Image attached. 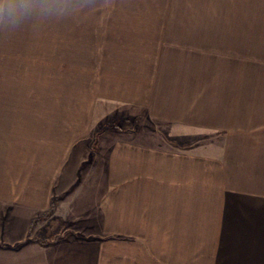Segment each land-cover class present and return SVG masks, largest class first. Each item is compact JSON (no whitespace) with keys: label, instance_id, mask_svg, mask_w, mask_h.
Instances as JSON below:
<instances>
[{"label":"crops","instance_id":"obj_1","mask_svg":"<svg viewBox=\"0 0 264 264\" xmlns=\"http://www.w3.org/2000/svg\"><path fill=\"white\" fill-rule=\"evenodd\" d=\"M160 17L88 15L79 85L96 72L110 100L221 140L176 149L141 133L102 137L104 174L66 194L86 106L69 116L45 96L0 95V264H264V88L248 94L246 37ZM56 220L77 221L82 235L57 236Z\"/></svg>","mask_w":264,"mask_h":264},{"label":"rangeland","instance_id":"obj_2","mask_svg":"<svg viewBox=\"0 0 264 264\" xmlns=\"http://www.w3.org/2000/svg\"><path fill=\"white\" fill-rule=\"evenodd\" d=\"M105 1L18 0L20 6L14 14L6 10L0 16V95H7L9 100L13 99L10 96L16 95L29 98L25 100H35L36 94L45 96L51 105L56 103V112H66L69 116L81 112L85 106L88 110L87 133L80 132L81 128L73 130L77 134L72 140L68 163L75 165L70 173L75 177L67 185L66 194L75 191L76 186L80 190L84 177L104 174V160L99 158L98 147L102 137L141 133L139 141L154 144L164 141L176 149H195L198 145L208 149L221 140V133L159 122L142 109L110 100L101 94L106 89L96 91V72L83 71L80 86V70L72 68L78 67L80 46L85 41L81 35H85L86 27L91 24L88 19L91 13L108 14L111 11V14L119 12L158 18L187 15L189 20L197 21L185 23L186 26L193 25V29L242 31L241 35L247 41L242 54L247 65L248 94L258 93L261 85L264 88V0H118L114 6L110 3L103 6L107 5L103 3ZM63 101H66L65 105ZM252 119L255 117H250V123ZM76 125L74 123L73 127ZM96 131L99 132L97 137ZM98 163L101 167H97ZM64 192L54 197L50 209ZM55 228H60L57 236L64 232L76 236L83 231L75 220H56L47 227L49 230ZM92 229L95 233V227ZM103 237L110 238L111 234L105 232Z\"/></svg>","mask_w":264,"mask_h":264},{"label":"clouds","instance_id":"obj_3","mask_svg":"<svg viewBox=\"0 0 264 264\" xmlns=\"http://www.w3.org/2000/svg\"><path fill=\"white\" fill-rule=\"evenodd\" d=\"M19 6L18 0H0V16H2L6 10L14 14Z\"/></svg>","mask_w":264,"mask_h":264},{"label":"trees","instance_id":"obj_4","mask_svg":"<svg viewBox=\"0 0 264 264\" xmlns=\"http://www.w3.org/2000/svg\"><path fill=\"white\" fill-rule=\"evenodd\" d=\"M95 135H96V137H97V136L99 135V132L96 131V132H95ZM95 141H96V140H95ZM50 208H51V207H50ZM50 208H49V210H51ZM49 210H48V211H49ZM43 215H46V213H44Z\"/></svg>","mask_w":264,"mask_h":264}]
</instances>
